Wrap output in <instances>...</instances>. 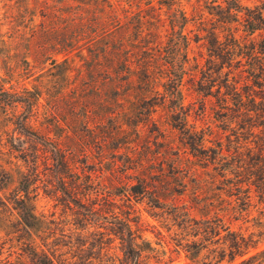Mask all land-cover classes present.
<instances>
[{
    "label": "rangeland",
    "instance_id": "rangeland-1",
    "mask_svg": "<svg viewBox=\"0 0 264 264\" xmlns=\"http://www.w3.org/2000/svg\"><path fill=\"white\" fill-rule=\"evenodd\" d=\"M59 1L0 0V86L30 104L24 111L22 104L12 107L0 100V164L11 174L6 192L13 193L20 172L26 169L12 144L17 136L13 123L24 114L26 126L41 135L34 136L39 143L36 171L43 179L34 194L38 213L49 218L61 214V206L51 197L58 186L53 175L57 159H52L50 149L55 145L69 167L67 184L75 182L79 192L108 194L118 200L125 185L141 180L164 203L163 208L137 199L113 203L123 212L133 205L132 217L139 221V231L148 242L142 243L139 264H213L216 245L206 240V247L199 250L198 244L191 243L198 236H193L196 225L186 212L196 220L219 214L232 231L254 242L249 255L263 249L264 204L252 196L250 205L241 208L234 197L218 190L214 171L203 168L202 161L189 152L166 106L154 104L161 101L160 96L142 97L143 90L157 85L137 67L155 48L143 52L149 39L138 43L136 36L139 29L165 35L170 31V15H97V11L59 15ZM242 2L252 7L260 0ZM140 16L146 19L142 27L137 23ZM197 28L196 24L187 27L192 40L181 90L190 125L208 135V145H214L224 142L225 136L214 119V98L196 90L206 59L203 39L193 40ZM232 29L247 35L242 24ZM252 37L259 41L264 34ZM109 45L120 46L123 55L131 53V66L109 62ZM6 192H0V226L9 218L2 202L10 196ZM103 227L84 236V254L95 258L93 264H118L119 241L113 234L102 235ZM101 241L107 246L100 252ZM7 242L1 236L3 253Z\"/></svg>",
    "mask_w": 264,
    "mask_h": 264
},
{
    "label": "trees",
    "instance_id": "trees-1",
    "mask_svg": "<svg viewBox=\"0 0 264 264\" xmlns=\"http://www.w3.org/2000/svg\"><path fill=\"white\" fill-rule=\"evenodd\" d=\"M59 4V15H94V11L97 15H170V31L165 35L139 29L136 36L138 43L149 39L143 52L155 48V53L137 67L146 80L157 85L143 90L146 95L142 97L160 96L161 101L154 104L166 106L189 152L202 161L203 168L214 171L220 182L218 190L234 197L241 208L250 205L252 196L264 204V38L258 41L252 37L264 34V0L252 7L242 0H60ZM145 21L140 16L137 23L142 27ZM236 23L242 24L247 35L232 29ZM190 24L198 27L193 40L203 39L206 48L196 90L203 97L214 98V119L225 136L224 142L214 145H208V135L190 125L181 90L189 64ZM108 48L109 62L131 64V53L123 55L118 45ZM0 100L12 107L22 104L24 111L30 108L20 94L1 86ZM23 117L18 115L13 123L17 136L12 144L26 169L20 172L13 193L6 192L11 174L0 164V192L10 195L2 201L9 209V218L0 226V239L4 235L8 241L7 251L0 249V264H93L95 258L84 254V236L101 226H108L103 227L106 231L102 235L113 234L119 241L118 264H139L142 243L148 242L139 231V221L132 217L133 205L123 212L113 203L119 204L121 198L130 203L137 199L153 208H163L164 203L141 180L125 185L118 200L108 194L79 192L75 182L67 184L69 167L59 148L52 145V159H57L53 175L58 186L51 197L61 206V214L57 217L53 213L49 218L38 213L34 194H38L43 179L36 171L39 143L34 136L41 135L29 129L24 122L27 117ZM186 216L196 225L193 236L198 240L191 243L198 244L199 250L206 247V240L216 245L213 264L224 260L229 264H264V248L249 255L254 242L232 231L223 216L215 214L199 220L187 212ZM106 246L107 242L101 241L99 251ZM237 258L241 260L236 262Z\"/></svg>",
    "mask_w": 264,
    "mask_h": 264
}]
</instances>
